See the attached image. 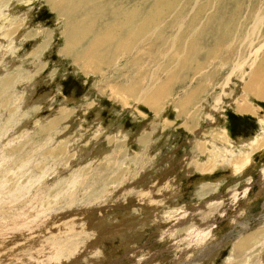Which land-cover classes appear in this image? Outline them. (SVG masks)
Returning <instances> with one entry per match:
<instances>
[{
    "label": "rangeland",
    "instance_id": "1",
    "mask_svg": "<svg viewBox=\"0 0 264 264\" xmlns=\"http://www.w3.org/2000/svg\"><path fill=\"white\" fill-rule=\"evenodd\" d=\"M263 41L264 0H0V264H264Z\"/></svg>",
    "mask_w": 264,
    "mask_h": 264
},
{
    "label": "bare ground",
    "instance_id": "2",
    "mask_svg": "<svg viewBox=\"0 0 264 264\" xmlns=\"http://www.w3.org/2000/svg\"><path fill=\"white\" fill-rule=\"evenodd\" d=\"M70 2V1H69ZM58 4H61V2H58ZM152 10V9H151ZM155 10H153L154 12ZM262 11V10H261ZM165 14V12H163ZM259 17V16H258ZM263 29V28H262ZM253 31V30H252ZM259 35V34H258ZM257 35V36H258ZM256 36V37H257ZM262 36V35H261ZM259 37V36H258ZM260 38V37H259ZM262 38V37H261ZM254 40V39H253ZM260 41V40H259ZM264 42V41H263ZM89 55L90 56H94V48H89ZM239 53V52H238ZM242 56V55H241ZM247 60V59H246ZM89 62V61H88ZM246 62V61H245ZM244 62V63H245ZM252 62V61H251ZM90 63V62H89ZM240 63V62H239ZM239 65V64H238ZM244 65V64H243ZM249 65V64H248ZM240 68V66H239ZM244 68V67H243ZM228 83V82H227ZM151 85L150 87H146V88H143V89H140V90H136L134 91L133 93V96L136 100L138 101H143L145 103H147L148 105H154L158 102V98H159V93L157 92H151ZM159 89H162L159 88ZM244 90L246 92H249L251 94V96L255 97V98H258V99H262L264 100V54L262 56L261 59H259L258 61H256L253 66L251 67V70H250V74H249V78L247 80V82L245 83V87H244ZM246 105V104H245ZM239 107V106H238ZM241 107L243 108H238L237 110L238 111H242V112H248L250 114H253L255 113L256 109L255 108H246L245 106H242ZM245 107V108H244ZM248 107V106H247ZM253 107V106H252ZM244 167V166H243ZM263 175V174H262ZM236 194V193H233V195ZM232 195V196H233ZM234 199V197H232ZM223 200V199H222ZM213 204H209L208 207L206 208H211L213 206H217L219 204L222 203V201H218L214 202L212 201ZM215 208V207H214ZM207 210V209H206ZM181 213V212H180ZM194 213V212H193ZM193 213L191 215H193ZM196 213V212H195ZM188 215V214H187ZM186 217V215H183V218H179V221L180 222H184V218ZM190 217V216H189ZM191 218V217H190ZM210 222L208 221V223H206L203 227L199 228V231L195 233V236L194 238L192 239L191 241V244L193 246H196L197 244L201 243L203 240H205L208 235L210 234ZM213 224V223H212ZM212 226V225H211ZM173 229V228H171ZM169 229V230H171ZM164 233V232H163ZM264 234V228L261 230V231H255L253 232L252 234H249L246 238H244L243 240V243L244 245L242 246H245L247 247L248 245L250 246L251 244H253L252 242L255 241V240H258L260 238V236H262ZM188 236V235H187ZM190 241V240H189ZM260 243V242H259ZM242 244V243H240ZM255 246V244L253 246H251L250 248H253ZM239 248V247H238ZM209 249V248H208ZM241 249V247H240ZM239 250V249H238ZM200 253L202 251H199ZM244 252V251H243ZM78 261V260H77Z\"/></svg>",
    "mask_w": 264,
    "mask_h": 264
},
{
    "label": "crops",
    "instance_id": "3",
    "mask_svg": "<svg viewBox=\"0 0 264 264\" xmlns=\"http://www.w3.org/2000/svg\"><path fill=\"white\" fill-rule=\"evenodd\" d=\"M214 170H215V169H214ZM214 170L211 169V171H214ZM211 171H210V172H211ZM210 172H208V173H210Z\"/></svg>",
    "mask_w": 264,
    "mask_h": 264
}]
</instances>
